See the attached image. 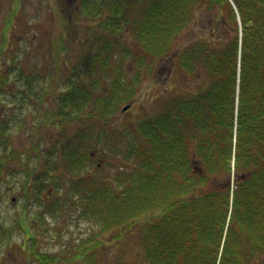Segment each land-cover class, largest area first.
Wrapping results in <instances>:
<instances>
[{
    "label": "trees",
    "instance_id": "16d2710c",
    "mask_svg": "<svg viewBox=\"0 0 264 264\" xmlns=\"http://www.w3.org/2000/svg\"><path fill=\"white\" fill-rule=\"evenodd\" d=\"M78 4L72 13L92 20L94 31L87 33L77 64L63 66L70 73L60 77L57 96L50 86L34 99L50 95L45 116L52 124L93 127L71 133L62 127L64 134L46 148L32 144L34 162L28 149L9 148L8 113L0 108V178L22 170L23 195L45 206L33 216L25 206L12 225L0 222V243L22 229L26 256L36 264H99L108 256L107 236L120 243L131 234L139 249L115 264H258L256 257H264V0ZM201 12L212 15L221 32L210 38L198 33L176 47ZM70 26L69 37L78 31ZM68 44L51 47L60 56ZM17 55L10 57L15 66ZM165 58L173 76L188 77L195 87L165 89L152 112L129 129L113 128L123 106L133 102L144 70L154 75ZM0 68V92H10L17 81ZM21 75L26 94L32 75L24 67ZM110 158L122 161L114 166ZM70 204L89 229L71 238L65 255L43 250L34 223L56 229L48 211L57 219Z\"/></svg>",
    "mask_w": 264,
    "mask_h": 264
},
{
    "label": "rangeland",
    "instance_id": "374dc122",
    "mask_svg": "<svg viewBox=\"0 0 264 264\" xmlns=\"http://www.w3.org/2000/svg\"><path fill=\"white\" fill-rule=\"evenodd\" d=\"M58 1L60 0H23L21 11L17 12L18 7L15 9V25L12 28H14L16 35L11 34V37L18 36L19 39L15 43L4 45H8L5 47V55L3 52L0 53V67L10 71L11 79L17 81L10 87V92H0V108L7 110L8 113V119L4 121L5 134L10 137L8 146L19 150L28 149V153L33 156L34 162H36L37 157L35 156L36 153L29 149L32 144L44 145L46 148L48 140L64 134L62 127H65L68 133H71L85 124L61 121H59V125L52 124L45 116V111L50 103V95L47 94L46 96L44 93L41 95L43 99H34L41 88L44 87L43 92L44 90L47 91L50 86L52 96H57L60 77L70 73L63 66L66 65V62L71 67L77 64L78 58L81 56V50L84 48L83 41H85L87 33L92 34V31H94L92 29L95 27V23L85 18V15L80 14L77 17L74 14L73 18L69 17L67 20L72 23L70 27L75 29L77 26L78 31L75 35L71 34L69 37L67 29L62 23L63 17ZM70 1L66 3L68 7H70ZM10 7H12V0H0V38L9 36V31L7 30L5 34L3 28L7 25V20L10 17ZM27 22L31 23V28H29V24H26ZM216 23L212 15L201 12L197 22L192 23L180 35L176 47L186 44L188 40L197 37L198 33L208 38L213 37L216 33L219 34L221 30L219 31V27L215 28ZM72 36L74 37L71 38ZM42 38H45V43H42ZM65 39H68V50L57 56L51 47L52 43L63 42L66 41ZM48 41H50L49 44ZM13 52H17V58H19V64L16 66L13 65V60L10 58ZM23 67L32 75L30 91L26 94L21 91L26 85V79L21 75ZM173 72V64H171L170 58L162 60L152 76L144 70L142 84H139L131 106L125 111L121 109L113 128L121 130L122 127H126L129 129V126L137 121L139 117L152 112L158 105V95L165 89L166 91H173L174 89L188 91L195 87L194 81L190 78L186 77L181 81L179 77L173 76ZM114 73L117 74L115 70ZM85 127L93 126L86 123ZM124 141L125 138H121V144L124 145ZM109 160L114 166L119 165L122 161L117 158H110ZM37 168H40L39 163ZM23 174L25 172L21 170L16 172L15 176L3 174V179L0 178V222L5 223V225L16 223L26 209L29 210L27 213L33 216L45 207L40 206L33 199H30L29 202L26 195H23L20 185V178ZM68 178L65 177L66 183L71 181ZM46 199L48 200L47 203L53 202L49 197H46ZM48 215L50 216L49 221L54 220L53 226H56V229L38 228L36 223H34V227L38 231L41 248L56 254L62 253V255H65L69 253L71 238H78L90 227V222L85 217L80 216L78 211L75 212L72 204L67 206L65 211L59 212L56 215L57 219H54L49 211ZM29 221L30 219H28ZM59 235H62V237L60 238ZM25 241L29 242L28 235L22 229L16 230L11 235L9 234L5 241L0 243V264H36L34 260L28 259L26 256L27 245L23 246ZM119 242L109 236L105 238L104 249L108 256L106 259L102 258L99 264H115L116 260L120 262L127 257L130 250H138L140 247L137 237L131 234H125ZM17 243L21 244L22 247H18ZM121 251L125 252L123 257H121ZM255 261L258 264H264V257L258 255ZM72 264L85 263L81 260V262H72Z\"/></svg>",
    "mask_w": 264,
    "mask_h": 264
},
{
    "label": "flooded vegetation",
    "instance_id": "af4514ba",
    "mask_svg": "<svg viewBox=\"0 0 264 264\" xmlns=\"http://www.w3.org/2000/svg\"><path fill=\"white\" fill-rule=\"evenodd\" d=\"M67 2H69V0H60L58 1V4L60 6V12L62 13V17H63V25L65 26V28L67 29V33H68V28H69V21L67 20V18L74 16V14L72 13V10H74L75 8H80V4H78L80 2V0H71L70 1V7H68L66 4ZM78 4V5H77ZM23 5V0H12V7H10L11 9L9 10L10 12V17L7 20V24H8V35L7 37H2L0 38V45L1 44H12L15 43V41L17 39H19L18 36H12L11 34L13 33L14 35H16V33L14 32V28H12V26L15 25L14 19L16 17V8H17V12H20L21 10V6ZM71 9V10H70ZM69 15V16H68ZM68 22H67V21ZM26 24H29L30 28H31V23L27 22Z\"/></svg>",
    "mask_w": 264,
    "mask_h": 264
},
{
    "label": "water",
    "instance_id": "95a60500",
    "mask_svg": "<svg viewBox=\"0 0 264 264\" xmlns=\"http://www.w3.org/2000/svg\"><path fill=\"white\" fill-rule=\"evenodd\" d=\"M131 106V103L126 104L125 106H123L122 110H127L129 107Z\"/></svg>",
    "mask_w": 264,
    "mask_h": 264
}]
</instances>
